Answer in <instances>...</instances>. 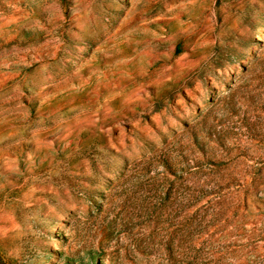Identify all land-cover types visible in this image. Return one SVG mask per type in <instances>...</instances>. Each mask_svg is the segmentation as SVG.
<instances>
[{"label":"rangeland","instance_id":"rangeland-1","mask_svg":"<svg viewBox=\"0 0 264 264\" xmlns=\"http://www.w3.org/2000/svg\"><path fill=\"white\" fill-rule=\"evenodd\" d=\"M0 264H264V0H0Z\"/></svg>","mask_w":264,"mask_h":264}]
</instances>
